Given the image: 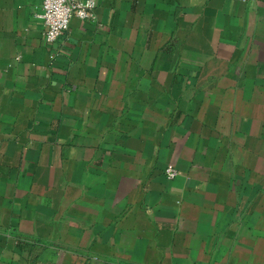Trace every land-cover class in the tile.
Segmentation results:
<instances>
[{
	"label": "crops",
	"instance_id": "obj_1",
	"mask_svg": "<svg viewBox=\"0 0 264 264\" xmlns=\"http://www.w3.org/2000/svg\"><path fill=\"white\" fill-rule=\"evenodd\" d=\"M98 2L0 0V264H264V0Z\"/></svg>",
	"mask_w": 264,
	"mask_h": 264
},
{
	"label": "built area",
	"instance_id": "obj_2",
	"mask_svg": "<svg viewBox=\"0 0 264 264\" xmlns=\"http://www.w3.org/2000/svg\"><path fill=\"white\" fill-rule=\"evenodd\" d=\"M247 2L249 0H238ZM98 0H42V8L38 15L44 26L45 40L54 44L70 29L71 21L78 17L85 21L95 20L98 8ZM169 179H176L179 170L175 166H169L165 170Z\"/></svg>",
	"mask_w": 264,
	"mask_h": 264
}]
</instances>
